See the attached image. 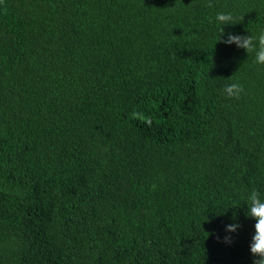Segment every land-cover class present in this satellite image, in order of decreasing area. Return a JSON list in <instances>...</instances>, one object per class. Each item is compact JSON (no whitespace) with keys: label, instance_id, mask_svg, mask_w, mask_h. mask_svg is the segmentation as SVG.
<instances>
[{"label":"trees","instance_id":"16d2710c","mask_svg":"<svg viewBox=\"0 0 264 264\" xmlns=\"http://www.w3.org/2000/svg\"><path fill=\"white\" fill-rule=\"evenodd\" d=\"M260 30L264 0H0V264H256L264 66L223 40Z\"/></svg>","mask_w":264,"mask_h":264},{"label":"clouds","instance_id":"9594fccd","mask_svg":"<svg viewBox=\"0 0 264 264\" xmlns=\"http://www.w3.org/2000/svg\"><path fill=\"white\" fill-rule=\"evenodd\" d=\"M209 6L211 7V5ZM238 19H242V17H237L231 12L216 13L212 23L220 31L219 41L224 36L225 26L236 24ZM223 42L227 45L235 44L237 47L245 49L248 56H254V62L257 65L264 66V30L244 37L229 33ZM243 92L244 88L239 82L231 83L224 88V93L229 99H239ZM246 204L248 206L247 215L256 221L255 235L250 245V251L254 256L260 258L256 264H264V192L250 191L246 195ZM238 228L239 225L231 224L227 226L226 231L235 233Z\"/></svg>","mask_w":264,"mask_h":264}]
</instances>
